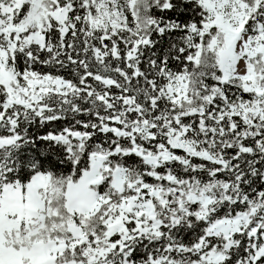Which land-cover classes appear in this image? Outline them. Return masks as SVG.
Returning <instances> with one entry per match:
<instances>
[{
  "label": "snow or ice",
  "instance_id": "snow-or-ice-1",
  "mask_svg": "<svg viewBox=\"0 0 264 264\" xmlns=\"http://www.w3.org/2000/svg\"><path fill=\"white\" fill-rule=\"evenodd\" d=\"M0 264H264V0H0Z\"/></svg>",
  "mask_w": 264,
  "mask_h": 264
}]
</instances>
